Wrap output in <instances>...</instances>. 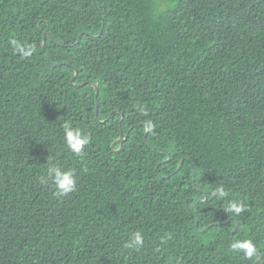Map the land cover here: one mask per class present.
I'll list each match as a JSON object with an SVG mask.
<instances>
[{
	"label": "trees",
	"instance_id": "trees-1",
	"mask_svg": "<svg viewBox=\"0 0 264 264\" xmlns=\"http://www.w3.org/2000/svg\"><path fill=\"white\" fill-rule=\"evenodd\" d=\"M95 1L0 0V264H264V0Z\"/></svg>",
	"mask_w": 264,
	"mask_h": 264
},
{
	"label": "clouds",
	"instance_id": "clouds-1",
	"mask_svg": "<svg viewBox=\"0 0 264 264\" xmlns=\"http://www.w3.org/2000/svg\"><path fill=\"white\" fill-rule=\"evenodd\" d=\"M13 52L19 53L22 58H29L36 52V46L34 44L21 43L16 39L9 41ZM102 121V120H101ZM105 121V120H103ZM148 129L151 131L152 124L149 123ZM63 142L68 151L78 157H82L85 149L91 142V135L80 128H74L71 125L66 124L63 129ZM51 182L57 197H66L77 191L78 177L76 171L71 168H64L58 166L49 160L46 174L40 177V183L46 184ZM217 199H223L229 195L223 185L215 188L212 193ZM227 212L239 217L241 213L246 211L245 205L239 200H232L229 202L226 209ZM144 246V236L141 231H136L123 247L127 249L140 250ZM233 251H237L247 257L250 260H254L256 256L261 255L258 251V245L251 239L235 240L231 243ZM159 250V249H157Z\"/></svg>",
	"mask_w": 264,
	"mask_h": 264
},
{
	"label": "water",
	"instance_id": "water-1",
	"mask_svg": "<svg viewBox=\"0 0 264 264\" xmlns=\"http://www.w3.org/2000/svg\"><path fill=\"white\" fill-rule=\"evenodd\" d=\"M95 3H96V1L95 0H93ZM45 36H49L50 35V33L48 32V31H45ZM81 36H82V33L79 35V40L81 39ZM46 42H47V38H45L44 39V44H43V46L45 47V45H46ZM78 76V72L76 73V75H75V77L73 78V81H74V79L76 78ZM96 89H97V93H96V95L98 96L99 95V88L98 87H96ZM97 113H98V111H99V105H98V103H97ZM115 111H119L118 109H115V110H113L111 113H110V115L108 116V118L105 120V121H103V122H106L107 120H109L111 117H112V115L114 114V112ZM122 121H123V118H122V120H121V123H122ZM120 123V124H121ZM149 130V129H148ZM147 135H148V133L146 132V135H145V141L147 142ZM128 138V135H124V132L123 131H121V135H120V138L117 140V141H120V142H123L124 140H126ZM170 159V157L166 160V161H168ZM184 158L182 159V161H181V164H180V166H179V168H181V166H182V164H183V162H184ZM166 161H164V162H166ZM231 219H228L226 222H228V221H230ZM238 226H239V224L237 225V227L234 229V233H235V231L238 229ZM262 259V255H260V257H259V259H258V261L257 262H259L260 260Z\"/></svg>",
	"mask_w": 264,
	"mask_h": 264
},
{
	"label": "rangeland",
	"instance_id": "rangeland-1",
	"mask_svg": "<svg viewBox=\"0 0 264 264\" xmlns=\"http://www.w3.org/2000/svg\"><path fill=\"white\" fill-rule=\"evenodd\" d=\"M112 112V111H111ZM110 115V114H109ZM122 120V119H121ZM108 121V120H107Z\"/></svg>",
	"mask_w": 264,
	"mask_h": 264
}]
</instances>
